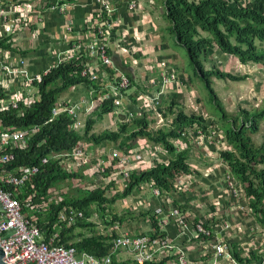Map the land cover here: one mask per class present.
Masks as SVG:
<instances>
[{"label":"trees","instance_id":"16d2710c","mask_svg":"<svg viewBox=\"0 0 264 264\" xmlns=\"http://www.w3.org/2000/svg\"><path fill=\"white\" fill-rule=\"evenodd\" d=\"M162 1L164 16L168 21L166 28L173 40L185 48L194 72L204 80L210 91L211 100L217 107L219 104L211 85L212 78L239 81L247 75L223 71L214 61L209 68H206L205 62H210L214 53L218 51L233 55L242 64L264 65V0ZM84 30L86 31V28ZM10 38L11 35L0 39V49L16 50ZM85 61L87 59L84 57L72 56L56 65L51 64L41 80L35 82L39 97L28 106L1 109L0 120L4 126L14 128L39 125V129L30 137L27 146L14 151L15 166L37 164L43 156L53 151L71 152L78 144H83L88 149L93 145L112 143L119 152H127L137 146L138 138H145L151 142L153 148L156 145L163 146L169 158L164 161L155 159L151 166L143 169H132L125 187L116 185L114 180L101 185L93 183L77 187L61 193L63 195L61 201L52 202L44 211L35 213L46 236L55 231L58 232L55 243L73 246L78 253L85 251L101 256L110 251L114 233L94 230L92 227L94 223L89 220L92 206H97L100 215L103 216L108 206L113 205L118 199L134 194L145 182H151L161 195L174 190V182L182 174L190 173L191 168L188 162V151L177 149L173 140L179 139L181 131L187 126L197 124L206 129V126L212 123H208L201 114L185 113L172 99L166 106L168 113L172 116L169 125L151 128L148 111L143 109L142 113L132 114L127 119L119 120L116 129L107 128L95 132L94 124L106 114L114 115L116 106L114 96L110 95V87L104 86L106 82L103 77L91 80L88 76L81 75ZM102 66L108 78L111 79L110 68L105 64ZM130 79L132 82V78ZM78 84H85L91 91L92 97L99 100L94 109L86 115L84 125L80 129H73L71 124L74 120L67 112H62L48 121L51 107L57 102L59 94ZM220 108L223 111V108ZM240 114L239 124H235L236 117L229 122L225 130L226 139L233 149L221 150L220 156L233 177L243 187V195L247 198L251 215L264 227V138L259 145H255L246 131H256L259 121H264V100L250 111L242 109ZM104 158L112 163L111 168L109 166L105 168V173H109L115 169L117 158L116 155H104ZM46 163L39 167V171L25 185L26 191L36 195L35 202H40L47 197L61 182L82 176L81 171H71L64 167L60 159L50 157ZM64 205L82 209L84 218L71 226L56 225V213ZM171 206L180 211H184L185 208L176 200ZM164 208L168 206L162 201L161 210ZM158 212L159 210H148L142 214L148 215L150 219L151 229L146 232L147 234L166 235L158 223ZM109 216V219L104 220L107 225H112L118 219L122 222L124 218V215L118 216L112 212ZM195 221L198 219L195 218ZM203 225L210 230V234H200L198 237L215 241L216 235L212 227L208 223ZM88 227L89 234L74 233L76 228ZM228 250L232 258L241 263L248 264L259 257L256 250H250L248 255H243V250L237 243L228 244ZM110 264H166V259L153 258L138 263L133 258L118 260L113 256Z\"/></svg>","mask_w":264,"mask_h":264},{"label":"crops","instance_id":"0c3cea01","mask_svg":"<svg viewBox=\"0 0 264 264\" xmlns=\"http://www.w3.org/2000/svg\"><path fill=\"white\" fill-rule=\"evenodd\" d=\"M12 1L16 0H3L7 7L15 4ZM56 1L63 4L61 11L51 8V4H47L45 0H21L34 9L31 26L29 29L21 28L11 36L12 45L16 50L1 49V59L17 67L22 58L29 72H41L59 58L67 55L65 51L77 39H87V26L90 19L95 17L98 9L96 0ZM147 2V0H111L115 22L105 40L113 67L106 66L110 68L112 76L114 73L120 72L132 78L131 89L128 95H125L122 104L126 110L125 116L142 113V101H146L145 96L160 97L161 104H157L156 109L148 110L150 127L156 129L163 125L166 126L165 122L168 117H172L167 111V102L174 99L178 103V108L181 109L182 103L192 102L195 93L187 90L188 78L176 70L177 59L170 51L168 42L160 44L159 38L164 37L163 31H165L168 23L158 25L153 18V1L151 4ZM132 3L135 5L133 8L130 7ZM18 8L20 9V7ZM112 53H117L120 62L113 61ZM88 61L97 70L99 77H103L104 82H108L109 78L104 72L105 68L102 63L91 58ZM161 62H165L174 70L176 80L165 85L159 81H150L158 76ZM17 84L15 81L8 83V86L10 90H13L17 88ZM70 88L82 92L78 100L86 99L89 101L92 99V93L85 84H78ZM119 108V106L116 107L114 114L124 116L123 111ZM201 115L206 118L208 123L212 122L209 116ZM160 123L162 126L158 125ZM204 142L195 144L184 139L177 140L176 143H179L182 148H176L188 151V162L191 168L190 173L182 174L174 182V185L178 181L182 185L175 187L168 194L161 195L160 192L155 193L157 188L153 187L151 182L143 183L137 192L120 201L124 209L119 214L124 215V218L122 222L119 219L116 222L126 229V227L130 228L128 224L130 221H135L137 224L139 223L134 227V230L137 231L143 223L147 228L140 232L146 233L151 229L150 219L148 215L143 216L142 214L148 210H159L157 214L159 225L164 217L167 218L165 223H161V229L171 238L175 246L185 252L189 259L197 261L211 263L214 260L213 247H211L213 240L194 235V224L198 221L203 224L208 223L212 227L216 235L215 241H224L227 246L231 243H237L242 248L243 253H245V247L248 244L256 245V249L261 251L264 243V227L256 222L251 215L247 206V198L241 193L233 196L224 183L223 174L229 169L220 156L221 150L215 144H209L206 140ZM93 147L96 150L99 149L97 145L88 148L90 156L95 150ZM159 148L161 149L159 156L154 157V154L152 157L163 161L167 160L169 156L164 148L159 145L153 148L151 142L145 138H138L137 146L133 149H142L153 153L152 150ZM153 158L150 160L141 154V158L132 162V169H143L151 166L155 160ZM150 188L152 192L149 191ZM145 189L147 190L145 191ZM174 200L185 206L184 211L178 210L184 219V225L177 223L175 217L168 214L171 209L175 208L171 206ZM162 201L166 202L168 208L161 210ZM116 215L118 214L116 213ZM195 218L198 221H195ZM137 231L129 230L132 234H137ZM254 238H257L261 244ZM118 253L115 254L116 258ZM129 256L131 257L130 254ZM218 262L223 264L228 261L221 257Z\"/></svg>","mask_w":264,"mask_h":264},{"label":"built area","instance_id":"2783aa9c","mask_svg":"<svg viewBox=\"0 0 264 264\" xmlns=\"http://www.w3.org/2000/svg\"><path fill=\"white\" fill-rule=\"evenodd\" d=\"M45 1L47 4H51V8H56L59 11L63 8V4L56 0ZM12 2H15V4L7 7L4 5L3 0H0V39L14 35L21 28L29 29L32 23V12H34V9L21 2V0ZM96 2L98 9L96 10L95 17L90 19V23L87 26V39L80 38L84 39L82 41L77 39L65 51L67 55L53 63V65H56L72 56L84 57L87 61L84 62L81 75L88 76L91 80L99 78V74L88 61L89 58L113 67L105 39L114 26V8L111 0H96ZM134 6L133 3L130 4L131 8ZM10 41L12 42V38H10ZM47 70L48 68H45L41 72L31 73L25 67L22 58L16 67L1 59L0 56V110L4 108L17 109L22 105L28 106L29 103L38 98L39 92L35 82L40 81ZM176 79L174 70L165 62H161L158 76L150 81H159L165 85ZM15 81L18 83L17 88L10 90L8 83ZM104 86L110 87V95L114 96V105L118 107L123 104L124 97L128 95L132 84L127 74L116 72L111 79H108V82ZM144 98H146V101H142V109L146 111L156 109L157 104H161L159 96H145ZM98 102L99 100L95 97H92L89 101L79 99L73 103H70L69 100L58 98L57 102L51 107L48 121L62 112H67L74 120L71 127L78 129L82 126L79 110L83 107L85 113H90ZM38 129L39 125L36 124L24 128L4 126L0 120V249L3 251V260L6 263L110 264L115 254L119 251H125L131 253L132 258L138 263L153 258H165L166 264H220L218 259L222 257L228 261L223 264H246L237 262L232 258L228 246L224 241L217 240L211 242L214 255L213 262L197 261L189 259L185 252L175 246L167 235L132 234L127 229L121 228L116 221L112 225L110 224L104 231L114 233L111 249L104 255L95 256L85 251L78 253L73 246L55 243V239L58 238V232L55 231L46 236L38 223L35 213L44 211L52 202L61 201L63 195L60 193L56 197H52L50 193L40 202H35L36 195L30 193V191H26L25 185L39 171V167L45 164L50 157L60 159L64 167L67 168V163H64V159H73L77 163L84 164L90 160V156L87 148L83 144H78L71 152L53 151L43 156L37 164L15 166L13 164L14 151L25 148L30 137ZM180 135L179 139H185L189 143L202 144L206 140L209 144H215L220 150L230 148L228 142H222L220 131L211 124H208L206 129L197 124L187 126L181 131ZM175 145L177 148H182L177 143ZM103 154L116 155V167L120 171L119 180L112 174L110 179L105 183L114 180L116 185L120 184L121 188L125 187L129 173L132 171V162L141 158V155L136 153L134 149L113 154L101 152L97 155L95 162L96 169L101 173L105 172L106 167L112 165L109 159H104ZM223 175V181L233 196H237L239 193L243 194V187L235 180L229 170L225 171ZM103 179L104 177H102ZM98 184L96 183L95 185ZM180 185L182 184L178 181L174 186ZM53 191L58 192L59 190ZM155 193L158 194L159 191L155 189ZM168 214L174 216L175 221L180 225L185 224L177 208L171 209ZM82 218H84L82 209L71 205H64L56 213L55 224L71 226ZM166 221L167 218L164 217L161 223H165ZM200 234L209 235L210 230L202 223L197 222L194 224V235L199 236ZM254 239L261 244L257 238ZM262 245L261 251H258L254 244H248L245 247L243 255H248L250 250H256L259 254L257 259L252 260L248 264H264V243Z\"/></svg>","mask_w":264,"mask_h":264},{"label":"rangeland","instance_id":"374dc122","mask_svg":"<svg viewBox=\"0 0 264 264\" xmlns=\"http://www.w3.org/2000/svg\"><path fill=\"white\" fill-rule=\"evenodd\" d=\"M147 1H148L147 3L149 4H151V2L153 1L152 13L155 22L158 25H165V23H168L166 17L164 16L163 1L162 0H147ZM166 27H165V31H163L164 32L163 38L166 39L160 37L159 38L160 44L168 42L170 46V51L175 55V58L177 59L176 70L188 78L189 86L187 87V90L193 91L195 93L193 100L191 99L192 102L182 103L180 108L185 113L198 112L205 116H209L212 119L211 123L213 127L219 129L222 142L223 143L228 142V140L226 139L225 130L229 125V122L237 117L235 124L238 125L240 120L239 117L241 116L240 112L242 109H246L250 111L253 107H257L258 105H260L264 100V65L257 63H249V64L241 65L235 56L226 55L221 52L214 53L211 56L212 58L211 61L205 62L204 65L206 68H209L212 62L214 61V63L219 67V69L223 71H228L230 73L237 75H241V74L247 75L246 78L239 81H233L229 79H217L215 77L212 78L211 85L216 94V98L218 100L217 102L219 106L223 108L225 114V116L223 117L222 109L219 106L217 107L214 101L211 100L210 91L206 87L204 80L194 72V69L189 62L185 48L173 40L172 35H170ZM81 94L82 92L80 90L69 88L59 94V99L69 100L70 103H73L78 100V97ZM169 103L170 102H167V104ZM119 107H120L119 109L123 111L122 113L125 115L126 110L124 109V107L122 105H120ZM85 114L86 113L84 112L82 107V109L79 110L82 126L85 123V118H84ZM122 118L127 119V116H122L121 114H114V115L106 114L102 117L101 120L97 121L94 124L93 131L99 132L107 128L116 129L118 125V121L121 120ZM171 120L172 117L169 116L167 121L165 122L166 125H169ZM158 125L162 126L161 123ZM246 131L247 134L250 135L252 142L255 145H259L264 138V121L263 120L259 121V127L256 131L254 132H251L250 130H246ZM173 141L174 143H176L177 140H173ZM228 145L230 146V149H233L231 144ZM159 146L163 148L162 145ZM97 148L99 149L96 150L93 147V150L94 149L95 150L92 152L91 156L89 154L90 160L84 164L77 163L75 160L73 161V159H68V158L64 159V163L65 162L67 163V168H69L70 170L81 171L82 176L61 182L55 189L56 191L59 190L58 192H54L52 190L51 192L52 197L53 196L56 197L60 193L71 191V189H76L77 187L88 186V185H92L93 183H100V185L104 184L106 181L110 179V176L112 174H114L115 178H117L118 180L120 179V171L118 170L117 167H115V169L112 170L113 172L111 171L109 173H105V172L101 173L97 171L96 164L94 163V159L95 157H97L99 153L102 152L107 154L111 152L113 154V153H118L119 150L112 143L97 145ZM152 151L154 152L151 153V151L150 152L144 151L142 149L135 150L136 153L140 155L142 154L143 157L149 158L151 160L154 154H155L154 157H157V155L159 156L161 149L159 148L158 150L155 149ZM92 155H93V159H92ZM83 165H87V166H83ZM109 167L111 168V166ZM102 177H104L103 180ZM146 190L147 189H145V191ZM149 191L152 192V189L150 188ZM122 200L124 199L123 198L118 199L113 205L108 206V208L103 213V216L100 215L97 206L95 205L92 206L93 207L92 214L89 220L94 223V226H92L94 230L99 232L103 231L102 233H104L105 229H107L109 226L104 222V220L109 219V214L111 211L115 214L117 213L118 215H121L119 214V212H121L124 209L123 205L120 203V201ZM128 224L130 226V228L126 227L128 231L129 230L133 232L137 231L134 230V227H136V225H138L139 223L137 224L135 221H130ZM141 224L142 226H140L137 232L146 230L147 227L144 226L143 223ZM78 232H85V234H89L90 230L89 227L76 228L74 233H78ZM128 253L129 252L120 251L117 255V259L121 260L123 258V260H125L131 258L132 254L129 253L131 255L130 257Z\"/></svg>","mask_w":264,"mask_h":264},{"label":"water","instance_id":"95a60500","mask_svg":"<svg viewBox=\"0 0 264 264\" xmlns=\"http://www.w3.org/2000/svg\"><path fill=\"white\" fill-rule=\"evenodd\" d=\"M112 58H113V61H118L120 62V58L119 56L117 55V53H112ZM0 264H8L6 263L4 260H3V251L0 249Z\"/></svg>","mask_w":264,"mask_h":264},{"label":"bare ground","instance_id":"6f19581e","mask_svg":"<svg viewBox=\"0 0 264 264\" xmlns=\"http://www.w3.org/2000/svg\"><path fill=\"white\" fill-rule=\"evenodd\" d=\"M8 126V125H7ZM111 153V152H110ZM140 153V152H139ZM49 163V162H48ZM47 164V163H46ZM72 171V170H71ZM98 171V170H97ZM106 210V209H105ZM37 213V212H36ZM40 214V213H39ZM36 217H37V215H36ZM38 220V219H37ZM41 222V221H40ZM78 222V221H77Z\"/></svg>","mask_w":264,"mask_h":264}]
</instances>
